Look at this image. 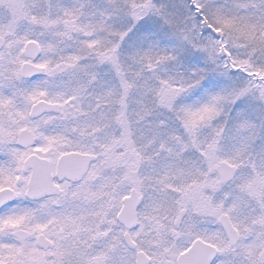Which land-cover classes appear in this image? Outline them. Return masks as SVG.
I'll return each mask as SVG.
<instances>
[{
	"label": "rangeland",
	"instance_id": "374dc122",
	"mask_svg": "<svg viewBox=\"0 0 264 264\" xmlns=\"http://www.w3.org/2000/svg\"><path fill=\"white\" fill-rule=\"evenodd\" d=\"M0 37L6 41L0 52V162L7 161L0 186L18 194L0 216V236L10 237L15 226L3 220L28 209L25 184L16 183L26 180L20 173L26 153L15 146L17 132L31 130L37 147L29 153L44 155L52 165L76 149L77 136L85 143L97 132L93 154L100 161L89 174L96 172L94 181L65 187L53 204L37 205L29 218L34 233L46 230L57 247L61 231L73 236L78 211L87 220L115 214L126 193L110 185L120 178L122 171L114 172L119 167L141 178L137 193L143 196L147 247H173V236L186 235L188 245L200 240L216 247L214 264H264V0H0ZM28 41L40 46L34 65L44 69L32 83L18 77ZM240 65L250 76L236 69ZM78 91L85 92L81 99ZM45 98L59 101L61 115L30 122V106ZM122 106L134 117L135 130L130 118L128 126L121 121L127 114L121 115ZM61 128L66 134H55L48 146L44 132ZM219 162L238 170L223 189L213 175ZM46 206L53 209L42 210ZM220 214L239 235L233 248L219 230ZM87 228L83 223L76 232ZM154 234L162 236L160 242L149 237ZM113 239L119 245L121 236ZM70 241L74 247L75 239ZM12 246L9 253L0 251V262L28 264L31 245ZM98 257L95 251L91 264H105ZM61 258L77 264L71 254Z\"/></svg>",
	"mask_w": 264,
	"mask_h": 264
},
{
	"label": "flooded vegetation",
	"instance_id": "af4514ba",
	"mask_svg": "<svg viewBox=\"0 0 264 264\" xmlns=\"http://www.w3.org/2000/svg\"><path fill=\"white\" fill-rule=\"evenodd\" d=\"M82 146L89 147L90 150L85 151V148H82ZM37 147V142L33 146V149ZM93 148V149H92ZM96 149V146L92 140H90L87 143H80V149L81 154H89L93 155L94 150ZM32 155H36L39 158L47 159L51 165V161L47 157L39 156L38 153H32ZM98 160V154H95ZM97 162V161H96ZM95 162V163H96ZM92 166L89 167V170L86 172L85 176L82 178V180L76 184L69 183V182H61L57 183L56 180L52 177L51 184L53 186H58L60 189V196L58 197H48V198H41L36 201L32 200H26V204L28 205V209L21 211V214L19 216L13 212V219H5L3 220V225H7L9 222H11L14 226L13 229H10V237L0 236V251H4V253H9V250H13V246L15 244H22V245H28L30 244L33 249V254L29 255V262L28 264H66L64 262L65 258H61V256H64L65 254H71L73 257H76L77 264H91V256L95 253V251L99 252L100 259L105 258V264H136V258L138 253H143L150 259L149 264H177V260L180 257L188 258L189 255L194 251L195 248V242L199 241L196 240L194 244L188 245L187 239L188 237L186 235L184 236H173L171 243H176V246L173 247H166V246H152L147 247L145 242L146 234L144 235V231L141 227V220H140V210L142 207V203L139 206V208L136 211V226L132 229H126L122 225H120L118 222H116L117 214L122 207V201L125 197H127L131 190H134L138 197L143 196L139 195L137 193V190L141 188V178L138 175V173L134 174L132 173H124L123 170L121 172L120 178L116 177L115 184H118L122 186V190L126 191L122 194V198L120 201V208L118 211L113 214L111 217L109 216L108 219L105 218L101 221V223L98 224L97 221L91 220V222L88 224L89 228L85 230V232H74L73 238L75 239L76 245L74 247H69L68 244L71 242L72 237L69 238V236L66 233V230L61 231L60 239H59V245L57 246L55 244V241H53L50 237V235L46 230L45 231H36L35 233L32 231V224L34 223V220H30V216H33L32 213H35L34 208L39 204H53L58 199L61 198L63 194V188L68 187L69 189H73L75 187H79L82 185L85 180H89L91 183L95 179L94 172L92 175L89 176ZM31 170L28 171L25 175L26 180L23 178H20L18 180L19 185L22 187L23 184L27 186L30 178H31ZM216 177V176H215ZM217 179V178H216ZM223 188V186H221ZM8 188L7 186H0V190ZM11 188L15 194V201L18 199L17 190L13 187ZM179 189L176 188V191ZM81 191H78L80 193ZM14 203L9 204L7 206H3L0 209V216L4 214L6 209L11 207ZM52 206L44 207L42 210L48 211L52 210ZM39 210V214L37 213V217H42L41 211ZM16 211V210H14ZM182 212V214H181ZM180 216L184 217L185 211H181ZM12 216V214H11ZM77 216V214H76ZM80 218V217H79ZM78 218V219H79ZM77 219V220H78ZM176 224V221L174 222ZM17 224V225H16ZM80 227V226H79ZM102 227V228H101ZM175 227V226H174ZM107 229L105 232V235H99L98 231L99 229ZM18 230H23L26 233L29 234L28 238L26 240H19L17 238H14L12 233ZM104 232V230H103ZM108 232V233H107ZM185 233V232H184ZM119 234L121 236V241L119 245H113L114 244V236ZM125 234L129 235V238L131 241L135 244V247L130 249L127 245L123 244L122 238ZM50 236V237H49ZM40 237L45 238V242L49 243L50 246L47 248H42L38 246V239ZM67 237V240L65 239ZM150 238H154L155 243L160 242V238L162 236H159L157 234L150 235ZM67 244V245H66ZM204 246H211L207 244L200 243ZM12 246V247H11ZM216 249L215 246H211ZM59 249V252L56 253V249ZM217 252V251H216ZM97 256V255H96ZM95 256V258H96ZM90 258L89 260H85L83 262V258ZM203 256H200L198 260H201ZM218 259V253L216 258L210 263L214 264L216 260ZM2 263V262H0Z\"/></svg>",
	"mask_w": 264,
	"mask_h": 264
},
{
	"label": "water",
	"instance_id": "95a60500",
	"mask_svg": "<svg viewBox=\"0 0 264 264\" xmlns=\"http://www.w3.org/2000/svg\"><path fill=\"white\" fill-rule=\"evenodd\" d=\"M4 45V40L0 38V49ZM39 55V48L37 44L33 42H29L24 47V56L28 59L35 60ZM42 74V69L34 68L30 65H23L20 70V77L21 78H32L36 75ZM59 111L58 106L48 105L43 102H39L34 105L31 109L30 118H36L43 112H53L57 113ZM18 145L26 148L33 143V137L31 134L22 131L18 134L17 139ZM94 157H87V156H79L77 154H70L65 157H62L58 164H57V178L61 179H68L71 181H78L81 178V175L86 171L87 166L91 161H93ZM79 163V164H78ZM82 163V165H80ZM27 166H31L34 168V177L32 180V185L27 193V197L31 199H37L41 195H45L46 190L44 188L46 186V180L48 179V169L47 163L43 161H39L37 159H29L28 162L25 164V168ZM217 175L219 180L223 184H227L232 181L236 175V169L232 166H229L226 163H221L216 168ZM43 185L44 188H40ZM14 196L9 191H2L0 192V207L10 201H12ZM128 201V199H127ZM137 204L134 205L136 208ZM220 223L222 228L224 229L225 236L229 242V245L233 246L238 241V235L234 231L233 227L231 226L229 220L225 216L220 217ZM15 237L19 239H26L28 235L23 232H17L14 234ZM38 246L42 248H47L50 246L49 243L45 242L43 237L38 239ZM209 258L203 262H197L195 260L191 261L190 264H208V262L214 257V251L209 252ZM148 260H146L147 264Z\"/></svg>",
	"mask_w": 264,
	"mask_h": 264
},
{
	"label": "trees",
	"instance_id": "16d2710c",
	"mask_svg": "<svg viewBox=\"0 0 264 264\" xmlns=\"http://www.w3.org/2000/svg\"><path fill=\"white\" fill-rule=\"evenodd\" d=\"M195 10L198 11L197 9H194V11H195ZM197 17L199 18V21H200V22H202V23L204 22V24H205V21L202 19L201 16H197ZM229 62H230V63H229ZM226 63H227V65H230V64H232V61H231V60H230V61L228 60V61H226ZM239 68H240V70H241V71H239V72H240L244 77L250 76V74H246L247 70L242 71L243 69H245V67H243L242 65H240L239 67L236 66V69H237V70H239Z\"/></svg>",
	"mask_w": 264,
	"mask_h": 264
}]
</instances>
